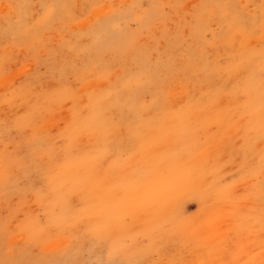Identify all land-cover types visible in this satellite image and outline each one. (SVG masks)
I'll list each match as a JSON object with an SVG mask.
<instances>
[{"label": "rangeland", "instance_id": "rangeland-1", "mask_svg": "<svg viewBox=\"0 0 264 264\" xmlns=\"http://www.w3.org/2000/svg\"><path fill=\"white\" fill-rule=\"evenodd\" d=\"M0 264H264V0H0Z\"/></svg>", "mask_w": 264, "mask_h": 264}]
</instances>
